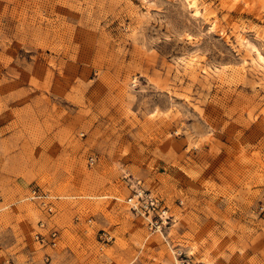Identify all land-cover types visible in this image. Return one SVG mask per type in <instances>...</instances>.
<instances>
[{
  "label": "rangeland",
  "instance_id": "374dc122",
  "mask_svg": "<svg viewBox=\"0 0 264 264\" xmlns=\"http://www.w3.org/2000/svg\"><path fill=\"white\" fill-rule=\"evenodd\" d=\"M188 2L0 0V264H264V0Z\"/></svg>",
  "mask_w": 264,
  "mask_h": 264
},
{
  "label": "built area",
  "instance_id": "2783aa9c",
  "mask_svg": "<svg viewBox=\"0 0 264 264\" xmlns=\"http://www.w3.org/2000/svg\"><path fill=\"white\" fill-rule=\"evenodd\" d=\"M89 164L92 166L95 162L94 157L89 158ZM128 179V177H127ZM131 183V189L133 191L131 197L128 199V203L130 204V207L135 212L141 211L144 214L150 212H154L158 210L159 208V201L156 197H154L151 193L146 192L141 184V181L137 180L135 181L130 180ZM52 197L47 193H41L39 190L33 189L30 192L29 200L39 201L43 207L47 209V212L49 214L53 213L54 205L52 202L47 201L48 199H51ZM159 219H161V222L163 223V217L159 215ZM151 228L154 226V224L151 221ZM157 224V222L155 223ZM39 228L40 231H38L35 235V239L42 245H50L52 247H55L57 244V241L59 239V233L57 230L49 227V222L46 221H40L39 222ZM161 227V226H159Z\"/></svg>",
  "mask_w": 264,
  "mask_h": 264
},
{
  "label": "bare ground",
  "instance_id": "6f19581e",
  "mask_svg": "<svg viewBox=\"0 0 264 264\" xmlns=\"http://www.w3.org/2000/svg\"><path fill=\"white\" fill-rule=\"evenodd\" d=\"M189 1V2H188ZM188 3H190L189 5L191 6H194V2L193 0H187ZM195 8V6L193 7ZM192 8V9H193ZM198 9V8H197ZM195 8V11L193 10V12H195V15H198L199 14V11ZM255 53H256V56H257V59L260 61V62H263L264 63V57L263 55L258 51V50H255Z\"/></svg>",
  "mask_w": 264,
  "mask_h": 264
}]
</instances>
